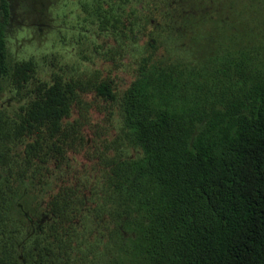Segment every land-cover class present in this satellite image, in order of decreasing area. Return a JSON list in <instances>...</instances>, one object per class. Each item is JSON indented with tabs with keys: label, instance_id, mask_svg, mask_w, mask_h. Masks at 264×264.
I'll use <instances>...</instances> for the list:
<instances>
[{
	"label": "trees",
	"instance_id": "16d2710c",
	"mask_svg": "<svg viewBox=\"0 0 264 264\" xmlns=\"http://www.w3.org/2000/svg\"><path fill=\"white\" fill-rule=\"evenodd\" d=\"M190 1L167 0L164 17L190 57L161 56L151 38L117 91L97 69L44 81L31 61L10 64L0 0V80L26 97L13 116L0 113V264H264V22L255 39L224 42L220 21L192 14ZM159 5L82 0L95 32L111 40L97 46L101 60L123 64ZM82 93L116 105L124 140L139 150L102 156L108 202L93 214L92 235L89 197L104 193L85 190L91 176L68 159L84 140V122L71 119Z\"/></svg>",
	"mask_w": 264,
	"mask_h": 264
},
{
	"label": "rangeland",
	"instance_id": "374dc122",
	"mask_svg": "<svg viewBox=\"0 0 264 264\" xmlns=\"http://www.w3.org/2000/svg\"><path fill=\"white\" fill-rule=\"evenodd\" d=\"M81 1L8 0L11 24L6 25L5 34L10 64L20 60L31 61L33 77L44 81L51 79L54 73L62 76L81 74L85 77L97 69L103 76H113L117 91H121L133 78L134 59L142 53L151 52L148 47L151 38H155L157 53L161 56L170 59L190 57L188 46H184L176 35L166 32L164 17L167 0H156L160 4V14L158 19L149 21L145 35L135 44L136 50H128L121 65L102 61L96 51L97 46L109 44L111 40L95 32L97 26L94 19L82 12ZM189 3L192 4V14L207 11L212 15V21H220L218 25L224 29L221 37L224 42L229 41L230 37L238 43L253 40L264 22V10H259V6L264 8V3H260V0H191ZM184 5L188 6V2ZM208 23V27L204 24L203 30L210 31L212 23ZM25 99V90L15 88L7 77L0 80L1 114L13 116ZM79 99V103L72 108L71 119L78 118L84 122V140L78 151L68 153V159L76 174L81 177L91 176L85 190L104 193L90 194L89 197L88 204L95 210L85 219V231L87 235H92L93 214L99 213L98 208L108 202L103 182L105 161L102 156H138L139 150L124 140L121 116L116 105L108 104L90 93H82ZM106 144L110 145L109 150H106ZM55 182L52 178L44 190L52 192ZM108 227L109 224L106 225ZM106 228L102 227V231Z\"/></svg>",
	"mask_w": 264,
	"mask_h": 264
},
{
	"label": "flooded vegetation",
	"instance_id": "af4514ba",
	"mask_svg": "<svg viewBox=\"0 0 264 264\" xmlns=\"http://www.w3.org/2000/svg\"><path fill=\"white\" fill-rule=\"evenodd\" d=\"M8 9H9V17H8V21H7V24L6 25L11 24V9H10L9 3H8Z\"/></svg>",
	"mask_w": 264,
	"mask_h": 264
}]
</instances>
